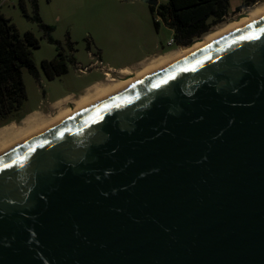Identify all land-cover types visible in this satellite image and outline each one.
I'll use <instances>...</instances> for the list:
<instances>
[{"label": "water", "instance_id": "water-1", "mask_svg": "<svg viewBox=\"0 0 264 264\" xmlns=\"http://www.w3.org/2000/svg\"><path fill=\"white\" fill-rule=\"evenodd\" d=\"M262 30L0 154V264H264Z\"/></svg>", "mask_w": 264, "mask_h": 264}, {"label": "rangeland", "instance_id": "rangeland-1", "mask_svg": "<svg viewBox=\"0 0 264 264\" xmlns=\"http://www.w3.org/2000/svg\"><path fill=\"white\" fill-rule=\"evenodd\" d=\"M37 1L41 20L54 28L53 39L60 43L68 58L75 54L79 66L70 62L68 74L50 81L42 68V62L57 56V45L49 42L39 24L33 20L31 0H0L1 13L11 20L19 33L24 35L30 31L40 41V47L32 49L39 79L36 80L27 70H23L28 100L19 112L11 115L5 123H0V129L14 123V132L0 139V150L16 140L20 141L27 133L38 131L58 117L73 111L82 101L95 102L102 96V89L115 87L122 81L140 75L147 68L154 67L158 56L178 51L170 55L173 57L188 47L168 45L173 38V31L157 13L153 15L148 3L142 0ZM166 2L158 0V5ZM263 2L235 12L237 7L243 5V0H230L225 21L210 33H219L228 23L240 15L249 14ZM68 42L74 45L75 53L68 48ZM148 56L151 57L134 69V73L127 70L128 74L132 73L134 76H122L115 82L101 80L104 72L131 67ZM90 65L88 73L79 72V67ZM95 82L100 83L98 90L91 87L83 93L87 86ZM70 94L77 97L56 102Z\"/></svg>", "mask_w": 264, "mask_h": 264}, {"label": "trees", "instance_id": "trees-1", "mask_svg": "<svg viewBox=\"0 0 264 264\" xmlns=\"http://www.w3.org/2000/svg\"><path fill=\"white\" fill-rule=\"evenodd\" d=\"M156 1L158 0H147L151 13H157L173 31L175 46L186 47L225 21L230 0H164L167 2L159 5L155 4ZM262 1L264 0H243V5L237 7L235 12ZM31 2L34 8L33 20L39 24L49 42L57 45V56L42 62L45 75L52 81L68 74L69 63H75V54L72 58L67 57L60 43L52 37L54 28L41 20L38 1ZM156 25L158 26L157 23ZM39 47L40 41L34 33L28 31L21 35L0 10V123H5L11 115L19 112L28 100L23 70H27L36 80L39 79L32 51ZM68 48L75 53L72 43L68 42Z\"/></svg>", "mask_w": 264, "mask_h": 264}, {"label": "bare ground", "instance_id": "bare-ground-1", "mask_svg": "<svg viewBox=\"0 0 264 264\" xmlns=\"http://www.w3.org/2000/svg\"><path fill=\"white\" fill-rule=\"evenodd\" d=\"M263 16H264V2L262 4H259V6H257V8H255L249 14L238 16V18L236 20H234V21L228 23L226 26H224V28L219 33H209V34L205 35L203 38L197 39L194 43H192L190 46L184 48L180 53L175 54L173 57H171L170 55H173L174 53H177L178 51H172L168 54L158 56L157 60H156L157 62H155L154 67L147 68L140 75L135 76L134 78L129 79L127 81H122L121 84L116 85L115 87L102 89V91H101L102 96L100 98H98L95 102L86 103L85 101H82L81 103H79L77 108L74 109L73 111H70V112L58 117L55 121L50 122L48 125H46L45 127H43L42 129H40L38 131L27 133V135L24 138H22L20 141L16 140L12 144L3 147L0 150V154L5 153L6 151L18 146L19 144L38 136L39 134L46 131L47 129H50L51 127H54V126L64 122L68 118L84 111L85 109H88L89 107L93 106L94 104L107 99L108 97L120 92L121 90H123L125 88L130 87L131 85L140 81L141 79H143V78H145V77H147V76H149V75H151L157 71H160L161 69L165 68L169 64H171L177 60H180L182 58L187 57L188 55L210 45L211 43L217 41L218 39L224 37L225 35L230 34L236 30H239V29L249 25L250 23L260 19ZM128 73L129 72H127V71L121 72L122 75H129ZM99 84L100 83L95 84L93 86V88L98 90L100 88ZM13 126H14V123L1 128L0 129V139L2 138V136L8 135V134H11V132H14Z\"/></svg>", "mask_w": 264, "mask_h": 264}, {"label": "flooded vegetation", "instance_id": "flooded-vegetation-1", "mask_svg": "<svg viewBox=\"0 0 264 264\" xmlns=\"http://www.w3.org/2000/svg\"><path fill=\"white\" fill-rule=\"evenodd\" d=\"M150 57L151 56H149V58ZM149 58H147L145 61H147ZM145 61H143V62L142 61L141 62L139 61L137 64H134L133 66H131L129 68V70L134 73V71H135L134 69H136L137 67H139ZM90 68H88V70L84 74L88 73L90 71ZM122 76H126V75H122L120 71H106V72H104L102 74V79L101 80L102 81H105V82H107V81H109V82L110 81L115 82L117 79H121ZM131 76H133L132 73H130L129 75H127V77H131Z\"/></svg>", "mask_w": 264, "mask_h": 264}, {"label": "crops", "instance_id": "crops-1", "mask_svg": "<svg viewBox=\"0 0 264 264\" xmlns=\"http://www.w3.org/2000/svg\"><path fill=\"white\" fill-rule=\"evenodd\" d=\"M147 58H149V56L146 57L145 59L141 60V61L143 62V61H145ZM141 61H140V62H141ZM75 65H78V63L76 62V57H75ZM129 67H130V66H129ZM129 67L126 66V67L119 68L118 71H120V72L127 71V70L129 69ZM113 71H115V69H113ZM97 83H98V82H95V83H93V84L87 86V87L83 90V93H85L88 89H90L91 87H93V86H94L95 84H97ZM81 94H82V93H81ZM76 97H77V96H75L74 94H70V95H67V96H65V97H63V98L57 100L56 102H61V101L69 100V99H74V98H76Z\"/></svg>", "mask_w": 264, "mask_h": 264}, {"label": "built area", "instance_id": "built-area-1", "mask_svg": "<svg viewBox=\"0 0 264 264\" xmlns=\"http://www.w3.org/2000/svg\"><path fill=\"white\" fill-rule=\"evenodd\" d=\"M168 45H169V46L175 45L174 40L171 39L170 42L168 43ZM78 66H79V65H78ZM91 66H92V65H90V66H88V67H85V68H81V67H79V72L82 73V74H84V73L88 70V68H90Z\"/></svg>", "mask_w": 264, "mask_h": 264}, {"label": "snow or ice", "instance_id": "snow-or-ice-1", "mask_svg": "<svg viewBox=\"0 0 264 264\" xmlns=\"http://www.w3.org/2000/svg\"><path fill=\"white\" fill-rule=\"evenodd\" d=\"M262 31H264V30H262ZM7 165H5V167H6Z\"/></svg>", "mask_w": 264, "mask_h": 264}]
</instances>
